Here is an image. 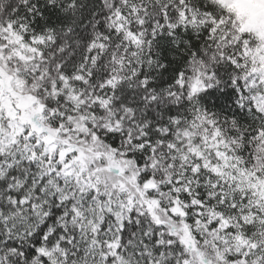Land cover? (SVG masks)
Masks as SVG:
<instances>
[{"label": "snow or ice", "instance_id": "obj_1", "mask_svg": "<svg viewBox=\"0 0 264 264\" xmlns=\"http://www.w3.org/2000/svg\"><path fill=\"white\" fill-rule=\"evenodd\" d=\"M0 264H264V0H0Z\"/></svg>", "mask_w": 264, "mask_h": 264}]
</instances>
